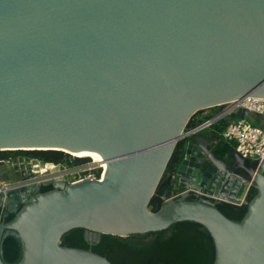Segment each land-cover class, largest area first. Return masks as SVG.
<instances>
[{"label": "water", "instance_id": "95a60500", "mask_svg": "<svg viewBox=\"0 0 264 264\" xmlns=\"http://www.w3.org/2000/svg\"><path fill=\"white\" fill-rule=\"evenodd\" d=\"M246 97L264 98V0H0V151L107 165L102 181L56 183L35 198L28 184L0 185V212L24 205L11 223L0 217V264L9 234L23 244L18 264H112L62 237L84 228L93 244L182 221L209 230L214 264H264V161L257 171L260 160L247 167L234 153L229 168L200 137L187 143L179 189L149 209L178 142L205 127L186 132L191 118ZM251 185L241 222L203 197L243 204Z\"/></svg>", "mask_w": 264, "mask_h": 264}, {"label": "trees", "instance_id": "16d2710c", "mask_svg": "<svg viewBox=\"0 0 264 264\" xmlns=\"http://www.w3.org/2000/svg\"><path fill=\"white\" fill-rule=\"evenodd\" d=\"M205 111L201 110L191 118L186 127V132L208 122L218 113V111L214 110L207 114ZM237 119L239 117L229 116L221 118L209 128H204L197 133L198 136H202L213 143L214 147L211 152L217 159L230 164L234 162L236 149L233 143L223 138L222 132L230 121ZM256 124L260 123L256 122ZM190 139L192 137H187L178 142L156 193L150 202L149 209L152 212H158L165 204V196L168 191L176 192L179 189L175 176L184 160L185 150ZM11 153L13 152H0V154L6 156ZM30 153L38 154L33 157H39L45 162L57 164L67 162L71 164L72 156L62 151H30ZM3 155H0V158ZM74 160L75 163L73 165L92 161L91 158H74ZM53 189V186H47L44 188L43 194ZM257 192L256 187L252 186L245 204L235 205L220 202L216 205V208L228 219L234 222H241L248 211L249 203L257 195ZM187 200L198 201V198L191 196ZM23 206L21 205L18 211ZM17 212L9 214L6 217V223H11L16 218ZM62 246L92 250L107 258L112 264H214L216 255L214 240L209 230L201 223L195 221H182L166 230L148 232L126 238L103 235L100 242L93 244L86 239V229L76 228L62 237ZM22 257L23 244L21 240L9 234L3 243V262L5 264H18Z\"/></svg>", "mask_w": 264, "mask_h": 264}, {"label": "built area", "instance_id": "2783aa9c", "mask_svg": "<svg viewBox=\"0 0 264 264\" xmlns=\"http://www.w3.org/2000/svg\"><path fill=\"white\" fill-rule=\"evenodd\" d=\"M216 108H220L219 112L214 117L217 121L221 118L232 116L233 113L240 110H246L249 115L253 114L256 118L262 120L260 124H256V120L250 122L247 120L248 117L246 119L239 118L237 120L230 121L225 130L222 132L223 138L235 145L236 153L242 159L254 161L260 160L258 165H261L264 161V98L246 97L242 100L232 101L226 105ZM213 123L214 122H206L194 130H191V132H195L204 126V128H209ZM12 162L13 158H10L9 160H2L0 161V167H5ZM16 163L20 166H29L33 173L36 174L39 183L56 184L64 182L66 185H73L89 179L102 181L105 174V170L101 167V165L95 162L78 163L73 165V163H75L74 158L70 160L71 168L66 166L69 164L67 162H62L60 164L47 162L43 163L36 160H30L25 157H20L16 160ZM0 185H2L4 189H8L10 187L14 188L15 186L10 182L1 183ZM247 195L242 200L243 204ZM203 197L220 202L242 205L224 197L209 195H203Z\"/></svg>", "mask_w": 264, "mask_h": 264}, {"label": "flooded vegetation", "instance_id": "af4514ba", "mask_svg": "<svg viewBox=\"0 0 264 264\" xmlns=\"http://www.w3.org/2000/svg\"><path fill=\"white\" fill-rule=\"evenodd\" d=\"M199 131H197L196 133L192 134L191 137H192V140H189L188 143H190L191 141H198L200 137L202 136H198L197 133ZM196 135V136H195ZM190 137V136H189ZM203 139H205L204 137H202ZM49 151V150H48ZM2 152V151H0ZM8 152H13L11 153L10 155H3V154H0V155H3L2 158H0V161L2 160H9L10 158H13V162L6 167V172L1 174V176L3 175H8L9 177V182L10 183H19V184H28L31 186L30 188V198H35L37 197L39 194H43V190L45 187L47 186H53L54 187V184L52 183H39L38 181V178L36 176L35 173H33V171L30 169V167H25L23 165H18L16 163V160L19 159L20 157H25V158H29L30 160H36V161H40V162H45L41 159H39V157H33L35 155H38L36 153H30V151L28 150H14V151H8ZM16 159V160H15ZM47 163H50V162H47ZM228 164V167L229 168H232L233 165H234V162L233 163H227ZM246 166L249 167L250 166V163L249 161H246ZM4 167V168H5ZM253 167L259 171V166L257 164L253 165ZM244 168H239L237 171L242 175V176H246L247 175V171L244 169ZM175 179H177L175 177ZM34 188V189H32ZM12 210H6L5 208L2 209V211L0 212V217L2 218H6L9 214H11Z\"/></svg>", "mask_w": 264, "mask_h": 264}, {"label": "bare ground", "instance_id": "6f19581e", "mask_svg": "<svg viewBox=\"0 0 264 264\" xmlns=\"http://www.w3.org/2000/svg\"><path fill=\"white\" fill-rule=\"evenodd\" d=\"M6 150H9V149H6ZM11 150L13 151L14 149H11ZM15 150H17V149H15ZM23 150H34V149H23ZM43 150H47V149H43ZM55 150H60V149H55ZM63 151H66V150H63ZM69 154H71L74 157H78V158H91L93 160V162H95L97 164H100L101 167L105 170V172L107 171V165L98 156H96L94 154H80V155H76V154H73L71 152Z\"/></svg>", "mask_w": 264, "mask_h": 264}, {"label": "rangeland", "instance_id": "374dc122", "mask_svg": "<svg viewBox=\"0 0 264 264\" xmlns=\"http://www.w3.org/2000/svg\"><path fill=\"white\" fill-rule=\"evenodd\" d=\"M219 109H220V108L207 109V110L205 111V113L208 114V112L210 113L211 111H214V110H216V111L219 112ZM247 120L250 121V122H253L254 120H256L257 123H261V121H262L261 119L256 118V116L253 115V114L249 115L248 118H247ZM185 131H186V130H185ZM74 158H75V157H74ZM77 158H78V157H77ZM91 160H92V159H91ZM92 162H93V160H92ZM66 166L69 167V168H71V165H70V164H68V165H66Z\"/></svg>", "mask_w": 264, "mask_h": 264}, {"label": "crops", "instance_id": "0c3cea01", "mask_svg": "<svg viewBox=\"0 0 264 264\" xmlns=\"http://www.w3.org/2000/svg\"><path fill=\"white\" fill-rule=\"evenodd\" d=\"M195 136H196V135H195ZM205 140H206V139H205ZM206 141H207V140H206ZM207 142H209V141H207ZM213 147H214V146H213ZM213 147H212V148H213ZM212 148H211V149H212ZM234 163H235V159H234ZM5 170H6V167H5V168H4V167H0V171H1V172H2V171H5ZM5 172H6V171H5ZM8 182H9V180H3V181H2V183H8Z\"/></svg>", "mask_w": 264, "mask_h": 264}, {"label": "clouds", "instance_id": "9594fccd", "mask_svg": "<svg viewBox=\"0 0 264 264\" xmlns=\"http://www.w3.org/2000/svg\"><path fill=\"white\" fill-rule=\"evenodd\" d=\"M200 131V130H199ZM189 132V131H188ZM66 154H68V153H66ZM70 155V154H69ZM72 156V155H71ZM72 158H74V156H72ZM75 158H77V157H75ZM92 162V161H91ZM259 166V165H258ZM0 220H1V218H0Z\"/></svg>", "mask_w": 264, "mask_h": 264}]
</instances>
